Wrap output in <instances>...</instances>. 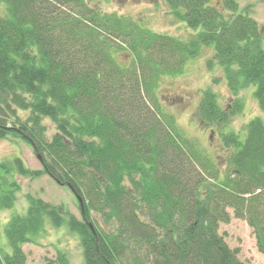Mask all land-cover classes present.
I'll return each mask as SVG.
<instances>
[{"label": "trees", "instance_id": "1", "mask_svg": "<svg viewBox=\"0 0 264 264\" xmlns=\"http://www.w3.org/2000/svg\"><path fill=\"white\" fill-rule=\"evenodd\" d=\"M164 1L195 31L189 40L87 0H0V139L25 142L41 166L0 162V209L16 201L15 176L46 175L70 189L81 215L27 194L26 213L4 226L12 251L0 264H26L22 246L45 232L44 217L78 235L83 264H244L218 233L228 209L264 257V122L251 119L243 141L220 131L252 84L264 112L262 29L236 0H221L220 9L211 0ZM210 45L232 101L221 108L205 89L197 118L219 130L224 169L180 136L156 94L161 75L180 72ZM47 264L70 262L57 250Z\"/></svg>", "mask_w": 264, "mask_h": 264}, {"label": "rangeland", "instance_id": "2", "mask_svg": "<svg viewBox=\"0 0 264 264\" xmlns=\"http://www.w3.org/2000/svg\"><path fill=\"white\" fill-rule=\"evenodd\" d=\"M239 10H246L261 27V46L264 49V0H236ZM102 13H114L129 18L152 32L170 35L180 40H189L195 33L184 22L171 14L164 0H87ZM211 4L221 8V0H211ZM5 8L0 4V15ZM226 15L229 14L227 11ZM122 62L127 58H121ZM210 88L221 108H227L231 98L226 88L223 72L215 60L213 46H202L195 57L188 58L180 72L161 75L157 82L156 94L163 112L170 116L180 136L190 141L202 154L212 159L221 169L225 167L226 150L217 129L200 124L197 107L203 90ZM255 85L243 89L239 94L242 111L227 123L221 132L233 131L240 139L245 138V125L259 117L264 122V112L259 109L254 97ZM22 118L24 113L19 112ZM48 135L54 133L53 125L44 121ZM18 157L30 170H40L39 160L31 146L21 140L0 139V162H9ZM20 186L16 201L10 208L0 209V254H10L12 247L4 232V226L13 214L24 215L28 203L26 195L60 206L63 211L81 219L75 196L66 186L58 185L50 177L42 175L36 179L15 176ZM230 219L220 223L218 233L228 247L235 250L237 258L244 264H264L263 255L257 250L256 239L246 221L235 218L228 209ZM44 229L36 243L23 244L26 264H47L55 260L57 250L63 252L70 264H83L82 247L78 235L71 231L66 222L53 226L44 217Z\"/></svg>", "mask_w": 264, "mask_h": 264}, {"label": "water", "instance_id": "3", "mask_svg": "<svg viewBox=\"0 0 264 264\" xmlns=\"http://www.w3.org/2000/svg\"><path fill=\"white\" fill-rule=\"evenodd\" d=\"M37 156V158H39V156L38 155H36ZM78 199V198H77ZM78 201L80 202V200L78 199ZM90 226V225H89Z\"/></svg>", "mask_w": 264, "mask_h": 264}]
</instances>
